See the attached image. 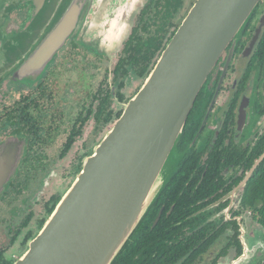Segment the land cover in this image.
Instances as JSON below:
<instances>
[{
  "label": "flooded vegetation",
  "instance_id": "flooded-vegetation-1",
  "mask_svg": "<svg viewBox=\"0 0 264 264\" xmlns=\"http://www.w3.org/2000/svg\"><path fill=\"white\" fill-rule=\"evenodd\" d=\"M196 1L149 0L116 54L70 38L46 67L29 62L49 24L36 22L42 30L33 36L39 13L32 0L5 6L0 150L13 141L20 157L0 195V264H15L28 249ZM176 150L171 186L112 264H233L245 251L264 249V226L255 214L261 203L244 199L264 169L263 158L251 172L264 154V0L210 71Z\"/></svg>",
  "mask_w": 264,
  "mask_h": 264
},
{
  "label": "water",
  "instance_id": "water-1",
  "mask_svg": "<svg viewBox=\"0 0 264 264\" xmlns=\"http://www.w3.org/2000/svg\"><path fill=\"white\" fill-rule=\"evenodd\" d=\"M148 1L32 0L39 13L33 22L50 29L29 63L46 67L70 38L99 54L116 53ZM259 2L196 1L15 264L113 263L175 172L178 141L197 96ZM5 6L10 0H0V20ZM37 23L33 36L42 30ZM19 151L13 141L0 150V195L18 169ZM262 258L264 249L245 251L233 264H258Z\"/></svg>",
  "mask_w": 264,
  "mask_h": 264
},
{
  "label": "trees",
  "instance_id": "trees-1",
  "mask_svg": "<svg viewBox=\"0 0 264 264\" xmlns=\"http://www.w3.org/2000/svg\"><path fill=\"white\" fill-rule=\"evenodd\" d=\"M174 174H175V172L173 173L172 177L169 179V181L165 185L164 189L162 190V192L160 193V195L156 199V201H155L156 203L158 201L160 202L163 199L164 195L166 194L167 190L169 189V187L172 184L171 180H172ZM244 199H245L246 203H248L252 206L257 202L261 203L260 208H257V210H255V214H256L258 221L264 226V169H263V166H261L256 171L254 178L251 180L249 187L246 189ZM54 209H55V205L53 204L49 208V213H52ZM165 221H166V219L163 218L161 223H159L156 226V228H159Z\"/></svg>",
  "mask_w": 264,
  "mask_h": 264
},
{
  "label": "rangeland",
  "instance_id": "rangeland-1",
  "mask_svg": "<svg viewBox=\"0 0 264 264\" xmlns=\"http://www.w3.org/2000/svg\"><path fill=\"white\" fill-rule=\"evenodd\" d=\"M140 11H141V10H140ZM140 11H139V12H140ZM136 16H137V14H136ZM136 16H135V17H136ZM134 20H135V18H134ZM133 24H134V22H133ZM130 31H131V30H130ZM129 33H130V32H129ZM120 49H121V48H120ZM120 49H119V50H120ZM119 50H118V51H119ZM118 51H117V52H118ZM117 52H116V53H117ZM116 53H115V54H116ZM128 93H129V95H131V94H132L131 90H129ZM91 128H92V126L89 128V131L91 130ZM87 134H89V132H88ZM175 156H176V158H179L178 154H175ZM175 170H176V169H175ZM70 182H71V181L68 180V182L64 183V185L62 186V188H63V189H67V186L69 185ZM59 183H60V182H59ZM59 183L57 184V186L61 185V183H60V184H59ZM36 211L39 212V207H36ZM2 217H3V216H2ZM3 234H4V233H3ZM4 235H5V234H4Z\"/></svg>",
  "mask_w": 264,
  "mask_h": 264
}]
</instances>
